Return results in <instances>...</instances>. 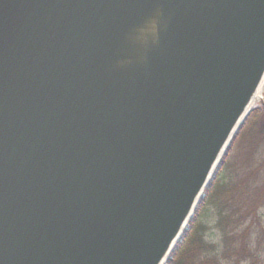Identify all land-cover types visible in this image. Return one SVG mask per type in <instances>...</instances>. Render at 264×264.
<instances>
[{"label":"water","instance_id":"95a60500","mask_svg":"<svg viewBox=\"0 0 264 264\" xmlns=\"http://www.w3.org/2000/svg\"><path fill=\"white\" fill-rule=\"evenodd\" d=\"M264 87V0H0V264H167Z\"/></svg>","mask_w":264,"mask_h":264},{"label":"trees","instance_id":"16d2710c","mask_svg":"<svg viewBox=\"0 0 264 264\" xmlns=\"http://www.w3.org/2000/svg\"><path fill=\"white\" fill-rule=\"evenodd\" d=\"M259 117L264 121V101L260 108L253 109L239 129L205 191L204 198L189 223L188 231L167 264H243L247 261L255 264L261 259L263 243L259 244L258 249L252 248L250 244L253 230L260 226L258 213L264 207V158L256 162L253 157L258 149L259 153L264 154V133L257 134L255 131ZM250 125L251 132L248 128ZM245 132L255 138L256 145L250 143L251 150L239 164L227 166L230 150L245 136ZM258 144L261 145L260 148L257 147ZM226 172L229 175L224 182L222 175ZM211 198H215L213 206L216 228L220 233L217 245L204 241L199 233L204 228L198 230V222Z\"/></svg>","mask_w":264,"mask_h":264},{"label":"rangeland","instance_id":"374dc122","mask_svg":"<svg viewBox=\"0 0 264 264\" xmlns=\"http://www.w3.org/2000/svg\"><path fill=\"white\" fill-rule=\"evenodd\" d=\"M263 101H264V87L262 88L261 91V101L256 104L254 109L260 108L261 103ZM248 128L251 132L252 126L250 125ZM255 131L257 132V134L264 133L263 118L259 117L257 119ZM244 135L245 136L242 137L238 142H236L235 146L230 150L227 159V166H233L239 164L242 161V158L245 157L248 154V152L251 150V144L254 146L256 145L255 138L253 139V137L249 135V132H245ZM257 147L260 148L261 145L258 144ZM253 157L256 162H260L263 160L264 154L263 152L259 153V149H258ZM228 175H229L228 172L222 175V179L224 182L228 180ZM213 200H215V198H211L209 204L205 207V211L200 221L198 222V230L199 228H204V231L199 232L203 236L204 241L213 245H217L220 242V233L216 228V216H215V209L213 206ZM258 216L260 217V226L256 227V229L253 230V234L250 237V244L252 248L258 249V247L260 246L259 244L263 243V247H262L263 253L262 256L260 257L261 259L257 261V263L255 264H264V233H263L264 207L259 211ZM243 264H254V263H252L251 261H247Z\"/></svg>","mask_w":264,"mask_h":264}]
</instances>
